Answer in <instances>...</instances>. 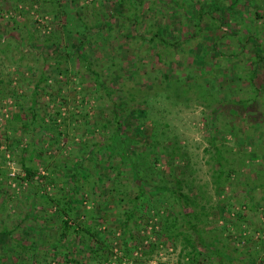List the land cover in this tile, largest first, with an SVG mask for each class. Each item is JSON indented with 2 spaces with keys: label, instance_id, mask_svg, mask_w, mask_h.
Instances as JSON below:
<instances>
[{
  "label": "rangeland",
  "instance_id": "rangeland-1",
  "mask_svg": "<svg viewBox=\"0 0 264 264\" xmlns=\"http://www.w3.org/2000/svg\"><path fill=\"white\" fill-rule=\"evenodd\" d=\"M91 1L80 0L78 4V7L81 6L80 8L86 14V19L93 22L92 16L96 12L102 13L103 17L107 16L108 19L104 20L113 25L110 32L115 33V37L118 36L117 41L120 43H127L131 40L130 44L139 45L142 42L141 38L135 41L125 37L128 31L138 32V35L144 36L147 40L146 44L140 47L143 51L149 44V28L156 29L158 25H167L170 37L177 34L180 35L179 37H184L183 35L188 30L192 32L195 29L192 20L185 19V14L182 13L184 11L180 2L186 4V0H178L179 5L174 2L175 0H133L132 3H136V7L130 8L132 7L130 5L129 8L122 10L123 13L116 16L112 14L119 7L116 0H97L94 7H89ZM220 1L224 5L233 3V0ZM251 2L259 4L260 10L255 5H251ZM76 3V0H57L54 3L48 0H0V264L30 263L24 260V253L18 259L16 254L18 247L11 236L24 237L35 244L58 240L62 233L59 212L63 211L65 203L69 200H74L73 209L64 210L68 216L73 217L74 221L71 225L76 226V230L72 228L67 235L62 237L61 243L66 244L67 247L75 246L74 252L69 253L71 256L75 254L84 264L92 262L86 249H90L89 245L93 244V241L86 245L84 240L86 236L80 227L84 221L92 223L100 239L107 241L106 238L110 236L120 237L117 240L118 244L113 247V254L106 260L105 256L101 257L104 264H109L122 255V243L128 237L124 234V228H120L123 215L118 198H106L104 195V191L108 190L112 182L105 175L104 161L108 159V164L114 163L115 165L118 164L119 158L116 155L109 157L104 151L96 156L91 154L98 147L96 144L94 146V142L100 141L105 135L102 137V132H95L93 127L84 123L80 118L83 111L94 109L91 103H98V98L92 91L94 90L93 82L90 76H86L80 63L68 61L69 68L59 70L52 64L54 63L53 58L45 62L40 55L43 51L46 50L45 53H48V49L52 50V47H55L52 38H56L58 45H63L68 51H72L71 44L63 40L64 33H61L58 38L55 36L57 25L54 20L56 11L63 9L73 11L77 8ZM124 5L127 6L126 3ZM237 6L239 7L238 15L245 16L252 9V14L257 10L264 14V0H239ZM177 13L178 18L176 19ZM130 15L134 18L131 17V21H126ZM231 15L229 14V21L222 23L223 29L235 28V19L231 18ZM71 23L74 29L79 24H74V21ZM243 23L242 26L245 29ZM245 23L253 28L254 33H258V40L263 43L264 47V28H262L264 18L250 21L246 18ZM223 29L218 33L225 35ZM103 32L106 33L107 29L104 28ZM244 33L245 30L242 34ZM208 34L215 36L216 32L211 31ZM79 36L76 34V37ZM223 41L218 49L225 54L228 55L233 49H238L235 47L238 46L236 37L230 38L226 35ZM246 42L241 58L234 59L233 57L234 61H240L235 64L236 68L232 66L234 64L231 61L223 57H221L223 60L215 58L211 48L212 40L206 38L199 41H184L183 48L166 46L163 49L164 56H166L162 62L156 55L147 54V52H132L127 46L116 56L122 58L121 66L126 68L123 69V73H127L126 70L130 67L135 69V63L129 64L133 59L142 60V67L148 72L147 77H144L138 86L145 89L148 96L155 90L153 86L157 84L156 76L163 79L166 73L171 72L174 77H186L190 73L189 69L194 67L200 69L201 61L206 60L205 70H211L213 65L217 69L212 73L207 72L205 76L212 77L214 74L215 78L212 82L215 87L224 83L226 89H230L234 96L239 98L246 93L235 88L237 83L235 78L244 69L248 57L253 55L251 48L255 43L252 40H246ZM92 45L96 47L95 42H92ZM98 47L101 49H97L98 53L95 55L101 56L106 48L102 45ZM137 54L141 55L140 58H134ZM97 56L94 57L97 58L96 62L103 64L104 72L110 75L108 69L111 68L110 61L104 62ZM168 60L172 62L169 63ZM42 70L46 73L47 79L40 84L37 90L36 85ZM115 71L120 70L115 68ZM123 80L128 81L123 76L116 79L113 84L115 87H120L118 81ZM136 83L134 80L127 82L130 85ZM162 85L163 82H159V87L156 89L161 91ZM246 86L244 83L243 87ZM170 89L172 90L166 87L163 91L168 92L171 91ZM121 92L118 94L116 92L114 98L123 97ZM223 94L224 91L219 93L221 96ZM34 101L39 125L36 124L22 130L9 126L16 112H21L30 118L31 114H28V109ZM159 101L161 100L154 101L157 106L154 105L155 111L152 108L150 113L154 117L156 109H163L158 115L163 118V121L169 123V126L165 127L167 133L176 135L191 156L192 167L195 169L193 176L195 181L190 192L198 197L201 204L205 205L198 209L203 219L202 226L206 228V235L216 240L217 245L222 247L228 257L232 258L231 261L226 258L224 264H264V131L262 133L264 123L254 127L252 120L244 121L241 115L236 117L232 115L233 118H231L230 105L222 109L221 119L219 116V122L214 123L215 112H212L211 108L197 105L194 101H191L189 106L182 102L175 106L169 100ZM216 107L218 110L219 105ZM261 108L264 113V106L262 105ZM260 118L264 120V117L260 116ZM228 119L230 122L226 124ZM233 124H238L249 134L253 133L254 128L255 133L252 139L256 140L254 144L257 143L258 147L255 148V145L250 143L248 149L253 151L251 154L257 153L258 157L245 156L244 163H238L236 160L234 163L236 171L232 172L230 182L220 181L223 191L218 195L214 189L212 176L214 159L210 152L206 151V147L211 143L212 135L217 137L225 135L224 143L238 148L235 135L229 132ZM142 127L144 131L140 133V138L143 140L154 131L152 120L147 119ZM255 128L258 129L255 130ZM158 131L159 129H156L154 132ZM155 137L157 136H153L152 139ZM136 149L139 155H133V160L137 161L138 167H141V162H147V170L145 169L143 173L153 185L170 186L175 183L176 175L184 170V163L179 158L162 154L160 159L154 163L155 158L148 155L149 150H142V147ZM86 152L91 158L82 156ZM99 162L101 164H98ZM25 164L34 165L38 169L32 180L25 179ZM79 165L85 166L83 172L88 173V179L81 180L74 176ZM121 166L124 169L121 179L126 180L128 177L132 180L129 197H134L138 191L135 176L127 163ZM129 197H127L128 200ZM47 198L58 199L59 205L52 204L50 200L46 201ZM162 201L164 202L163 199ZM219 201L228 203L224 211L220 210V205L217 203ZM98 204L105 212V218L100 216L97 209ZM150 206L152 204H145L143 211L150 213L149 217L157 215L156 207ZM156 220L157 218H151L146 228L143 219L142 230L139 234L141 241L146 242L150 238H156V230L159 229V224L155 223ZM131 226L134 234H137L136 226L134 224ZM112 227L115 228L116 233ZM7 233H9L8 236ZM141 248L140 246L135 254L140 255ZM153 255L154 258L147 260L146 264H186L181 260L184 257L180 246H163ZM214 262L217 260L209 259L206 264H214Z\"/></svg>",
  "mask_w": 264,
  "mask_h": 264
},
{
  "label": "trees",
  "instance_id": "trees-1",
  "mask_svg": "<svg viewBox=\"0 0 264 264\" xmlns=\"http://www.w3.org/2000/svg\"><path fill=\"white\" fill-rule=\"evenodd\" d=\"M48 1H50V3L57 2V0ZM79 1L76 0L77 8L73 11L64 9L56 11L54 20L57 25L55 26V36L58 38L61 33H64L66 37L64 36L63 40L71 44L72 51H68L63 45H58L56 38H52L55 47H52V50L48 49V53H45L46 50L45 52L43 51L40 55L45 59V62L49 58H53L54 63L52 64L59 70H63V68L67 70L69 68V66H67L68 61L81 64L86 76H90L91 82H93L92 87L94 90L92 91L95 97L98 98V103H91L94 109H88L86 112L83 111L80 118L84 123H88L90 127H93L95 132H102V137L105 135L100 141L94 142V146L96 144V147L97 145L98 147L91 154H95L96 156L99 152L104 151L109 157L116 155V157L119 158L118 164L115 165L114 163L108 164V159L104 161L106 164L103 165L104 168L106 167L105 175L112 181L108 190L104 191V195L106 198H118L123 215L120 228H124V234L128 235V237H126L122 243V255L116 257L109 264H146V261L153 259V254L158 252L163 246H180L184 257L181 258V260L186 264H206V261L209 259H216L217 262H214V264H224L226 258L231 261L232 258L225 254L222 247L217 245L218 242L216 240H212L206 235V228L202 226L203 219L201 218L198 208L205 207V205L201 204L198 197L190 192L195 181V177H193L195 169L192 167L190 154L184 146L181 145L176 135L167 133L165 127L169 126V123L163 121V118L158 115L163 109H156V115L154 117L150 111H152V108L154 109L153 111H155L154 107L157 105L154 101L156 102V100H161L159 102H167L169 100L172 101L175 106L181 102L189 106L190 102L194 101L197 105L211 108V111L215 112L214 114L216 115L213 122L217 123L219 122V116L221 119L222 109L230 105L231 109L229 113L231 118H233L234 115L235 117L241 115L244 121L252 120L254 122V127L261 126L262 122L264 123V120L260 118V116L264 117V113L261 110V106H264V47L263 43L258 40V33H254L253 28L245 23L246 18L248 21L251 19L264 18V14L259 11V4L251 2V5H255L259 10L252 14V9L244 16L243 14H237V10H239L237 1L239 0H233L231 5H224L220 0H186V4L180 2L184 11L182 13L185 14V19L192 20L195 29L192 32L188 30L185 35H183L184 37H179V34L170 37L167 25H158L156 29L149 28V44L146 50L143 51L140 50V47L147 42L144 36L138 35V32L133 33V31H128L125 37L135 41L141 38L142 42L139 43V45H137V43L133 45L130 44L131 40L127 43H120L117 41L118 36L115 37V33L110 32L113 29V25L108 24L104 20H107L108 17H103L102 13L96 12L92 16L93 22L86 19V14L83 12V9L80 8L81 6L78 7ZM132 1L133 0H116L115 2L119 7L115 9V13L112 14L115 16L121 14L123 13L122 10H124V8H129L130 5L132 6L130 8L136 7V3H132ZM96 2L97 0H92L88 6L94 7ZM174 2L179 5L178 0ZM125 3L127 6L124 5ZM70 12H72L71 15ZM229 14H232L231 18L235 19V28L223 29L222 23L229 21ZM177 15L178 13L175 15L176 19L178 18ZM131 17L134 18V16L130 15L126 18V21H131ZM136 20L137 19H135V21ZM72 21H74V24L79 23L75 29L73 28L74 25L71 23ZM102 24H104L103 27ZM104 28L107 29L106 33L103 32ZM222 29L225 35L218 33L221 32ZM243 30H245L244 34H242ZM211 31L216 32V35L211 36L208 34V32ZM76 34L82 37H76ZM226 35L230 38L236 37V41L238 42V46L234 45L238 47V49H233L228 55L218 49V46L224 42L223 39ZM202 38L212 40L211 48L215 58L218 60L227 59L231 61L234 64L232 65L234 68H236L235 64L240 61H234L233 57H235L234 59L241 58L242 51L247 44L246 40L255 41L251 48L253 50V55L248 57L241 73L237 75L236 78L234 77L237 82L235 88H239L242 92L246 93V95L236 98L230 89H226L224 83L215 87L212 82V79L215 78L214 74H212V77L205 76V74L209 71L212 73L217 68L213 65L211 70H205L207 62L203 60L201 61V68L198 69L194 67L189 69L190 73L186 77H174V74L171 72L166 73L163 79L156 76L157 84L153 86L155 90L153 94L148 96L147 91L138 86V84L142 83L144 77H147L148 72L142 67V60L138 61L137 59H133V61H135H131L129 64L135 63V69L130 67L126 70L127 73H123V69L126 68L121 66L122 58L116 56L118 52L123 50V48L125 49V46H127L132 52H147V54L156 55L162 62L166 56H164L163 52L166 46L171 45L183 48L184 41H199L200 39L202 40ZM92 42H95L96 47L92 45ZM90 43L91 47H89ZM101 45L106 48L105 53L101 56H97L95 54L98 53L97 49H101V47H98ZM161 47L162 49H160ZM90 49H92V51H90ZM96 56L100 57L104 62L107 60L110 61L111 68H108L110 75L104 72L103 64L96 62L97 58H94ZM140 56V54H137L134 58H140ZM221 57H223V59H221ZM168 61L169 63L172 62V60ZM115 68H118L120 71L116 72ZM45 74L46 73L42 70L36 85L37 90H39L40 84L47 79ZM123 76L127 78L129 82L134 80L137 83L130 85L127 84L128 81L123 80L121 82L118 81L120 87H115L113 82ZM159 82H163L161 91L156 89V87H159ZM244 83L247 85L246 87H243ZM166 87L172 88V90L170 89L171 91L167 92L165 91L167 89H165L163 91ZM222 91H224V94L221 96L219 93ZM116 92L117 94L121 92L123 97L120 96L119 99H115L114 94ZM217 105H219L218 110L216 107ZM90 111H92V113ZM28 114H31L30 118L24 116L21 112L14 113L9 126L22 130L23 128L35 126L36 124L39 125L35 101L30 109H28ZM147 119L152 120L154 131L156 129H159V131L157 133L153 131L152 134L142 140L140 138V133L144 131V127L142 126L146 123ZM227 121L226 124H229L230 119ZM226 126L230 127L229 125ZM231 128L229 132L235 135L238 148L224 143L223 140L226 139L225 135L221 137L212 135L211 143L206 147V151L210 152L214 159L212 163V176L214 189L217 191L218 195L223 191L220 181L224 180L225 183L226 181L230 182L232 172L236 171L234 165L236 160H238V163H244L246 159L245 156L258 157L257 153L251 154L253 151L248 149V145L250 143L254 144L256 141L252 139L253 133H255L254 128L251 134L243 130L238 124H233ZM257 129L258 128H255V130ZM263 131L262 129V133ZM149 136L151 138H149ZM153 136L157 137L152 139ZM254 145L255 148L258 147L257 143ZM140 147H142V150H149L148 155L155 158L154 163L160 159L162 154H165L167 157L172 156L173 158H179L183 161L185 166L184 170L176 175L175 183L170 186H163L153 185L148 181L143 173L147 170V162H141V167H138L137 161L133 160V155H139L136 148ZM226 153H228V155H226ZM82 156L90 157L87 152L83 153ZM125 163L131 167V171L137 182L136 188L138 191L134 197H129V189L132 180L128 177L126 180L125 178L123 180L121 179L124 170L121 165ZM98 164H101V162ZM81 166L82 165L78 166L74 172V176L78 179L86 180L89 178V175L87 172H83L85 166ZM24 169L26 172V180H32L34 175L38 172V169L30 164H25ZM127 197L130 199L128 200ZM45 200L49 201L50 198ZM50 201L52 204L55 203L59 205L58 199H52ZM73 202L74 200L67 201L64 209H73ZM147 203L152 204V206H155L158 210L157 215H155L156 217L154 215L149 217L150 213L147 214V212L143 211V206ZM217 203L220 205L219 208L221 211H224L228 205V203L222 201ZM64 209L59 212L62 233L58 240L55 239L51 242L35 244L29 242L24 237L11 236L18 247L16 253L18 259L19 256L24 253L23 258L26 262H30L29 264H84L78 256L75 254L71 256L69 254L70 252H74L75 246L67 247L66 244L61 243L62 237L67 235L72 228L76 230V226L72 227L71 225L72 221H74L73 217L68 216ZM97 209L100 212V216L105 218V212L100 208L99 204ZM138 212H140L139 215ZM151 218H157L155 222L159 224V229H155L157 236H155L156 238L148 239L146 242L141 241L139 234L140 230H142V221L144 219V227L148 228ZM109 224L112 223L109 222ZM133 224L136 226L137 234H134L132 230L131 225ZM80 227H82L83 234L86 236L84 238L86 245L93 241V244L89 245L90 249H86L89 252L90 260H92L89 264H104L101 257L105 256L106 260L113 254V247L118 244L117 240H119L120 237L117 235L107 238L104 237L107 240L105 241L97 237L98 235L95 233V228L92 223L84 221L80 224ZM112 228L116 233L115 228ZM8 234L9 233H7V236ZM161 238H164L166 241ZM139 241L141 242L138 243ZM140 246L142 247L141 254H135Z\"/></svg>",
  "mask_w": 264,
  "mask_h": 264
}]
</instances>
